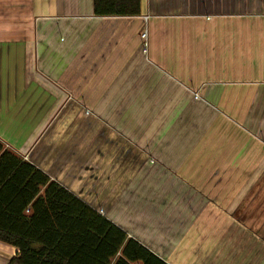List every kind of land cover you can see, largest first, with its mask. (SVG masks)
<instances>
[{
    "label": "crops",
    "instance_id": "0c3cea01",
    "mask_svg": "<svg viewBox=\"0 0 264 264\" xmlns=\"http://www.w3.org/2000/svg\"><path fill=\"white\" fill-rule=\"evenodd\" d=\"M0 140L167 264H264V0H0Z\"/></svg>",
    "mask_w": 264,
    "mask_h": 264
},
{
    "label": "trees",
    "instance_id": "16d2710c",
    "mask_svg": "<svg viewBox=\"0 0 264 264\" xmlns=\"http://www.w3.org/2000/svg\"><path fill=\"white\" fill-rule=\"evenodd\" d=\"M93 4L97 16L141 14V0ZM0 242L18 250L8 264H167L1 140Z\"/></svg>",
    "mask_w": 264,
    "mask_h": 264
},
{
    "label": "built area",
    "instance_id": "2783aa9c",
    "mask_svg": "<svg viewBox=\"0 0 264 264\" xmlns=\"http://www.w3.org/2000/svg\"><path fill=\"white\" fill-rule=\"evenodd\" d=\"M148 17H146L147 19ZM147 31L145 30L143 33H142V38L145 40V43H146V39H147ZM195 97H200L198 93L195 94ZM24 159L27 158V156L23 157ZM100 212L102 213L103 211L100 210Z\"/></svg>",
    "mask_w": 264,
    "mask_h": 264
},
{
    "label": "rangeland",
    "instance_id": "374dc122",
    "mask_svg": "<svg viewBox=\"0 0 264 264\" xmlns=\"http://www.w3.org/2000/svg\"><path fill=\"white\" fill-rule=\"evenodd\" d=\"M81 172L84 173V169H82ZM87 179H88V177H87ZM82 184H85V183H82ZM82 189H83L82 193L88 196L89 194L87 193V189H89V187L86 186V185H83V186H82Z\"/></svg>",
    "mask_w": 264,
    "mask_h": 264
}]
</instances>
